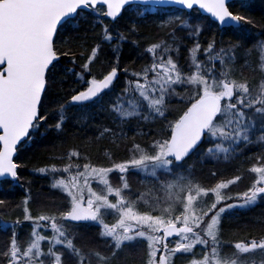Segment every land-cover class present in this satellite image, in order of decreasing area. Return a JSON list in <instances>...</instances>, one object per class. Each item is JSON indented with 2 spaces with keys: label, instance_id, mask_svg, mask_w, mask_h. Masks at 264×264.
I'll list each match as a JSON object with an SVG mask.
<instances>
[{
  "label": "snow or ice",
  "instance_id": "obj_1",
  "mask_svg": "<svg viewBox=\"0 0 264 264\" xmlns=\"http://www.w3.org/2000/svg\"><path fill=\"white\" fill-rule=\"evenodd\" d=\"M155 5H174L181 10L160 25L171 42L152 43L143 49V53L151 54V61L140 71L124 69L126 82L115 102L110 101L109 108L100 109L108 112L117 128L103 126L96 139H111L119 146L118 141L124 139L122 126L141 118L166 121L160 135L147 146L133 142L127 148L131 155L122 162L106 167L85 163L83 171L77 170L67 180L53 175L51 187L64 193L65 207L58 215L33 217L25 199L23 220L32 222L27 246L22 247L18 242L16 228L22 221L17 220L12 225L10 245L0 253L3 257L0 264H92V256L97 257L96 264H114L124 246L138 241L147 243L145 264H175L177 254L185 255L187 264H247L242 254L264 252V238H261L235 243V251L226 254L219 228L222 214L236 207L252 206L264 197V155L248 169L255 174V180L246 191L237 194L239 203L220 207L221 201L233 199L223 196L221 190L240 177L217 183L211 190L215 200L201 207L200 198L208 192L191 178L192 166L185 167L205 139L213 146L201 155L215 160L221 159L222 153L227 161L254 144L264 148V70L258 87L231 78L234 53L241 47L240 43L217 50L213 38L206 47L202 46L198 39L202 28L190 18L192 12H203L221 25L228 21L252 23L248 17L232 13L226 0H0V178L20 179L21 165L14 160L18 145L30 140L32 133L48 120L49 113L41 109L50 84L48 73L59 60L58 39L61 45L83 48L87 41L79 36L80 22L91 21L88 26L93 31L97 25L101 26L97 33L100 39L86 57L87 62L81 63V72L69 70L83 90L73 87L69 99L57 102L58 119L51 127L61 131L72 105L85 108L100 104L112 90L119 71L121 42L131 40L134 46H140L136 21L116 35L112 32V22L129 7L135 16L143 19L145 13L156 12ZM74 22L77 34L65 39L62 30ZM178 30L184 36H177ZM185 37L193 40L186 73L178 60ZM103 43L110 46L116 63L102 78L86 79L84 73L90 72ZM256 47L264 54V39L257 41ZM199 53L203 54V60ZM177 86L186 87L187 100L182 113L168 120L169 97ZM67 155L70 159L80 153L73 150ZM76 167L79 169L78 164ZM71 168L70 162L64 168L52 165L35 171L48 175L69 173ZM132 171L145 174L155 182V201L143 213L136 210L135 201L130 199L127 177ZM113 172L119 173L120 186L110 183L109 174ZM92 180L103 190H93ZM160 192L164 193L163 197ZM110 212L118 213L116 223L105 221L104 216ZM72 222L99 224V236L105 239L111 255L100 254L95 249L85 252L78 247ZM171 238L175 239L170 242Z\"/></svg>",
  "mask_w": 264,
  "mask_h": 264
},
{
  "label": "trees",
  "instance_id": "obj_2",
  "mask_svg": "<svg viewBox=\"0 0 264 264\" xmlns=\"http://www.w3.org/2000/svg\"><path fill=\"white\" fill-rule=\"evenodd\" d=\"M257 2L258 1L255 0L252 1L251 4L256 6L249 8V10L256 9L258 6ZM230 7L231 6H229V8ZM251 14L247 10L244 16L251 18L256 24H259L261 21L263 23L261 26H264V15L260 13V10ZM127 15H130V19L133 18V12L129 11ZM195 15H197L201 22H204L205 28L203 29L202 33L206 31L204 41L205 47L213 38L215 39L217 50H219L221 47L228 48L230 45L236 44L237 42L240 43L241 47L239 49L242 50V54L239 55L236 52L234 53L236 58L234 63V74H238L239 77L232 76L231 73V78L246 80L250 84H253L254 87H258V85L261 83V78L259 79L258 76H261L264 66L259 63L261 59L259 54H257L258 56L256 60L255 58L252 59L251 56L249 58V52H251L255 47V43L259 41L257 40L258 36L250 32L248 28L244 29V31H240L241 28L236 30L237 34L235 37L234 35L231 37L224 34L223 30L215 31L214 29V33L211 30L212 28L208 26L210 22H208L206 17H202L196 13ZM121 18L116 21L115 24L111 25L112 31L114 30L113 32L115 33H118L120 25L123 26V18ZM147 18L148 16L146 15L145 18L141 19V21H145ZM90 22L91 21L86 23L81 21L79 24V36L85 37L87 41L83 48L78 47L75 44H71L70 46L61 44L59 45L65 51L70 53V55H67V57L74 56V58L77 59H84L91 50V47L96 43V41L99 40L97 33L100 32L99 27L101 26L97 25L93 31L88 26ZM73 24L74 29L71 30L68 36L77 34L75 22ZM137 32H139V37L136 38L138 39L140 46H134L131 40H127L128 42L125 44L124 53L121 55V63L126 64V67H130L132 71L136 66L133 57L136 56L138 52L140 59L139 68L141 70L151 61V54L143 53V49L147 48L152 43H159L165 40L171 42V39L168 38L170 36H162L160 33V27H157L156 25H148L144 23L140 29H137ZM68 36H65L64 38L67 39ZM103 50L104 49H100L96 63L93 65L94 69L101 68V72L108 68L109 63L112 62V60H106L103 57ZM186 54H188V52H186L184 49L183 54L179 53L178 56V60L183 69H185L183 66V64H185L184 60H186V63L189 62L187 59L188 55ZM173 55L175 56L176 54L174 53ZM63 60L64 59L62 58L61 61ZM181 61L183 63H181ZM67 78H70V76H68V71H63L58 79L53 81L49 87L50 90L45 94L44 104L41 109L43 112L49 113L48 120L46 122H42L41 126L32 133V138L19 147L21 150L16 158V162L21 165V167L18 169L20 177H22V175L27 170H24L23 167L28 168L29 171H35L36 169L44 166L51 167L52 165H55L59 168H64L71 162V169L75 168L76 170L80 171L83 170V165L85 163H90L95 167L111 166L114 163L124 161L131 155L127 148L130 147L133 142L142 146L149 145L154 138L160 135L161 128L166 124V121L159 118L156 120L147 121L142 118L132 119L129 123L122 126L124 139L118 141L119 146H116L111 141V139L101 138L100 140H97L96 138L99 137L100 129L103 126L116 128V124L113 123L108 112L100 110L101 107H104L105 109L109 108L110 101L115 102V99H113L111 96H108L104 97L100 104H95V106L99 108L98 111L94 110L85 113H73L68 111V120L65 122L63 129L61 131H57L55 128L51 127V125L55 124L58 119L57 102L63 101V99L66 97V93L69 91V88H65V85L67 84ZM249 79L254 80L249 81ZM184 90L185 89L183 87L177 86L176 92L169 97L170 103L166 113L168 120H171L173 116H177L178 114L182 113L187 98L184 101H180L177 100V97ZM175 106L179 107V111L172 114V117H170L171 115L168 114V110L174 108ZM71 115L74 118H71ZM68 126L69 128L70 126L73 127L71 129L72 131L67 129ZM117 130L119 131L121 129L118 128ZM36 134H39L41 138L36 137ZM27 143H29L28 146ZM211 146H213L211 143L206 145L203 140L197 154L193 155L188 160V164L185 165L186 168L188 166H192V171L198 170V173H193V175L198 174L199 176H195V180L193 181L199 184V186H201L206 191H211L217 183H227L228 180H233L238 176L240 179L236 180L234 184H230V187L233 188L235 193L233 194L231 192H226V197L231 196L234 198L238 193H243L246 191L249 188L250 183L255 178V174L248 171V169L254 163H256L261 155H264V148H261V146L258 144L250 145L246 148H243L242 151H239L231 157L236 159L222 161L221 159L215 160L211 157L201 155V153H206L207 149ZM73 150L78 151L80 155L78 157H71L69 159L67 153ZM220 155L223 154L221 153ZM217 163H221L223 166L219 170L217 168ZM77 164L79 165V169L76 167ZM212 173H216V175L213 176ZM35 174L36 173H34V175ZM112 174L115 175L116 172H113ZM200 174H203V177H201ZM127 179L131 186L143 188L145 183L141 173L135 171L130 172ZM24 182L27 183L28 187L27 207L31 216L36 217L40 214H51L54 212L57 213L64 208L62 194H44L46 191H42L40 188L34 186L32 181L26 180ZM0 188L2 190L0 191V201H4V203L0 204V220H2V222H7V220L13 218L14 216H24V204L22 205L21 201L15 204L11 203L12 195L14 198H16L19 195L16 193H20L16 191L20 190H13L12 188L7 189L8 187L6 186V182L0 184ZM231 200L232 199H229L226 203ZM235 211L236 215L244 213L248 217L244 220L236 221L235 224L233 218L223 223V236L221 237V240L224 243V252L226 254H231V252L235 251V243L249 242L253 239L256 240L254 233L256 231L259 232L264 228V202L259 203L252 210L240 211L235 209ZM248 232L250 233L243 239L234 240L228 236V234L231 233L236 236L247 234ZM74 233L77 234L76 237L80 238L82 237V233L86 232L82 231V226H77L75 227ZM7 234V229L0 225V247H5L4 241L7 238ZM90 235L93 237V240L87 243L82 240L79 241L78 244L80 247H82L85 252H88L90 249H95L100 254L110 256L111 253L108 251L105 239L99 236V234L94 230L90 232ZM197 249L199 250V247H197ZM91 260L92 264H96L97 257L92 256ZM145 260L146 251L144 249L143 243L134 242L124 246L119 251L114 264H145Z\"/></svg>",
  "mask_w": 264,
  "mask_h": 264
},
{
  "label": "rangeland",
  "instance_id": "obj_3",
  "mask_svg": "<svg viewBox=\"0 0 264 264\" xmlns=\"http://www.w3.org/2000/svg\"><path fill=\"white\" fill-rule=\"evenodd\" d=\"M130 9V8H129ZM156 9V12L155 13H145V16L147 15L148 18L145 20V21H141V19H139L137 16H134V18L131 19L130 22L132 21H136L138 23V28L137 29H140L142 24H148V25H156L157 27H160V33L162 36H165V35H168L167 32L160 26L164 21H166V19L174 16L175 14H177L178 12L175 11H167L165 9H158V8H155ZM133 12V11H131ZM264 15V13L262 14ZM130 17V15H126L124 18H123V27L124 29L128 27L129 23H127V18ZM247 17V16H245ZM191 20L194 22V23H199L201 28H202V31L204 29V22H201L200 19L197 17V15H191L190 16ZM249 18V17H248ZM252 23H248V24H245L243 22H241V27L240 28H243V29H246L248 28L250 30V32L254 33L256 36H258V39L257 40H261V37H263L264 35V26H261V24H263L261 21L259 24H256L251 18H249ZM116 23V22H115ZM114 23V24H115ZM120 23V24H122ZM253 23L255 26H253ZM210 26L212 29V31L215 33L216 31V28L214 27V25H208ZM207 27V26H206ZM215 29V31H214ZM252 29V30H251ZM254 30V31H253ZM169 32L171 31L170 29L168 30ZM206 32V31H205ZM205 32L201 33L198 37L199 39V42L202 46H204V41H205ZM237 34V31L235 30V32L233 33L234 37L236 36ZM169 36V35H168ZM177 36H184V33L182 31H177ZM171 39V37H168ZM185 39L187 40V42L185 43ZM183 43H181L180 45V53H183V50L185 49L186 52H188V50L192 47V44H193V40L191 38H188V37H185ZM249 42H250V39H249ZM257 43V42H256ZM256 43H255V49L253 48L249 55V58L251 56V58H257V54H259V56L261 57L259 63L262 64L264 66V54L260 53V51L258 50V48L256 47ZM252 46V45H251ZM242 50H238L236 51L237 54L241 55L242 53ZM236 54V55H237ZM138 55H139V52H138ZM186 55H189V52L188 54ZM199 57L200 59H204L203 57V54L202 53H199ZM134 61L137 60V56H134L133 57ZM109 63V62H108ZM116 62H110L109 63V67H111L112 64H114ZM180 63V62H179ZM190 63V61L186 64H184V67L185 69L188 71V64ZM108 67V68H109ZM217 67H218V64H217ZM234 67L235 65L232 67V76H236V77H239L238 74H234ZM119 68L121 70H124V66L120 65L119 64ZM106 70V69H105ZM109 70L107 69V72ZM129 71H132L131 69ZM79 72H81V68L79 69ZM186 73V72H185ZM101 75V74H100ZM99 75V77H100ZM123 75H124V79H125V72L123 71ZM102 76V75H101ZM259 79L261 78V76H258ZM254 79H249V81H253ZM254 83V82H253ZM180 87V86H178ZM186 89V88H184ZM109 95V94H108ZM181 97H183V99H181ZM187 98V91L184 90L178 97H177V100H180V101H184L185 99ZM172 109V110H171ZM168 110V114H170L172 117V114L176 113L179 111V107H174V108H171ZM171 110V111H170ZM73 127L68 126V130H71ZM72 131V130H71ZM36 137L38 138H41V136L39 134H36L35 135ZM205 144L206 145H209L211 142L207 139L204 140ZM29 145V143H27V146ZM221 156V160L224 161L223 159V155H220ZM229 159H236V158H229ZM46 167V166H44ZM223 166L221 165V163H217V168L218 170L220 168H222ZM24 170H26V172L22 175V177H20L19 180H16L15 182H8L6 183V186L8 188H12L13 190H16L17 188H20L22 186V182L23 181H26V180H30L33 182V185L36 186L37 188H40L42 191H46L44 194H62V200H63V205L65 207V204H64V201L66 199L64 193L60 190V189H54L53 187H51V184L53 182V175L57 176V178H64V179H69V177L73 174L76 173V169L73 168V169H70V172L69 173H59V174H48V175H42V174H39L37 171H29L28 168H25L23 167ZM80 171H83V170H80ZM34 173H36L34 175ZM193 173H198V170L197 171H192V174H191V178L193 180L195 176H199L198 174L196 175H193ZM142 175V178L143 180L145 181L144 183V186L143 188L141 187H138V186H131L130 185V192H131V196H130V199L134 200L135 201V204H136V210L139 211V212H145V211H148L150 210L152 204L154 203L155 201V196L157 195V193L155 192L154 188H153V185H154V181L152 180L151 177H148L146 176L145 174H141ZM201 177H203V174H200ZM163 178V177H162ZM255 180V178H254ZM254 180L250 183V186L251 184L254 182ZM109 181L110 183L116 187V186H120L119 184V173H116L115 175H113L112 173L109 174ZM198 181V180H197ZM80 182L81 184L83 183V177L80 178ZM5 183V182H3ZM37 183V185H36ZM42 184L44 185V187L42 186ZM90 186L93 188V190L95 191H102V186L99 185L95 180H92L90 182ZM158 186V185H157ZM249 186V187H250ZM149 189H153L151 192L149 191ZM205 190V189H204ZM0 191L1 188H0ZM127 191V190H126ZM206 191V190H205ZM208 192V195L207 196H202L200 198V206L201 207H206L208 204H210L211 202H213L215 200V196L214 194L212 193V191H207ZM224 192H231V193H235L233 188L230 187V185L228 186V188H225V189H222L221 190V193ZM223 194V193H222ZM84 195H85V198H87V188L84 189ZM159 195L161 197H163L164 193L163 192H160ZM186 195V194H185ZM223 196L226 197L225 194H223ZM137 197H139V199H137ZM110 199H112L113 201L115 200V197H110ZM227 198L222 202L226 201ZM237 202V201H236ZM264 202V197H261L258 199V201L252 205V206H249V207H244V208H241V207H236L235 209H238L240 211H247V210H252L256 205H258L259 203H263ZM11 203H16L14 200H11ZM18 203V202H17ZM23 203V202H22ZM59 212H54V213H51V215H58ZM248 216L244 213H240L238 215H236V211H230V212H226L222 215V218H221V223H220V235L221 237L223 236V223H225L226 221L230 220L231 218H233V221H234V224L236 221L238 220H244L245 218H247ZM104 219L107 223L109 224H113V223H116L117 220H118V213H108L104 216ZM0 225L3 226L5 229H7V223L5 222H2V220H0ZM38 230V229H37ZM95 231L99 234L100 232V226L99 224L97 223H87L86 225H82V231L86 232V233H89L91 231ZM252 231V230H250ZM75 232V231H73ZM250 232H248L247 234H242V235H234L233 233L231 234H228V236L230 238H233L234 240L235 239H243L245 237H247V235L249 234ZM241 234V233H240ZM253 234V233H252ZM259 234H262V235H259ZM255 235V238L256 240H259L261 238H264V228L261 229L259 232L256 231L254 233ZM103 238V237H102ZM82 240V237L78 238L76 237V243H77V246L80 247V245L78 244L79 241ZM8 242V241H7ZM138 242H142L143 245H144V249L145 251H147V243L146 241H138ZM4 250L3 252L6 250L7 248V244H6V240L4 241ZM199 247V246H198ZM197 251H199L197 249ZM2 252V253H3ZM230 255V254H228ZM243 255V258L244 260L247 262V264H264V252L260 251V250H254L253 252H250L248 254H242ZM0 259H3L2 256H0ZM176 263H183V264H187V258L185 255L183 254H177V257L175 258V264Z\"/></svg>",
  "mask_w": 264,
  "mask_h": 264
},
{
  "label": "flooded vegetation",
  "instance_id": "obj_4",
  "mask_svg": "<svg viewBox=\"0 0 264 264\" xmlns=\"http://www.w3.org/2000/svg\"><path fill=\"white\" fill-rule=\"evenodd\" d=\"M252 1L254 0H248L246 2H240V1H234V2H231V4L229 6H231L230 8V11L234 14H239V15H242L244 16L245 12L248 10V12H250L249 8L251 7H255L256 5L254 4H251ZM255 1H258V6H263L264 7V0H255ZM244 11V14H241L240 11ZM252 11H258V9L256 10H252ZM126 13H129V10L125 11ZM124 12V13H125ZM264 11H262L261 14H263ZM126 16V15H125ZM125 16H123L122 18H124ZM121 18V19H122ZM134 18V16H133ZM131 19L130 17L127 18V22L130 23ZM74 24H70L67 26L66 29L62 30L61 32V35L63 37L65 36H68V34L71 32L72 29H74ZM100 28V31H101V27ZM126 29V28H125ZM219 30V28H217ZM226 30H229L230 32L234 33L235 32V29L233 27H226L224 29H222L223 31ZM121 30H124V27L122 25H120L119 29H118V33L121 31ZM114 31V30H113ZM240 31H244L243 28L240 29ZM117 33V34H118ZM136 37H139V32H136ZM264 37V36H263ZM100 39V37H99ZM127 40L121 42V46H120V53H119V64L124 66V69L127 68L128 70H130V67H126V64H123L121 63V55L124 53V49H125V44H127ZM60 45V42H59V39H58V42H57V50H58V54H59V60L54 62L55 63V67L51 69V71L48 73V76H49V81H50V84H49V87L51 86V84L53 83V81H56L58 79V77L61 75V73H63V71H68V76H70V78H67V84L65 85V88L68 89V93H66V97L63 99H69L72 92L70 91L71 88L73 87H76L78 90H83L82 87L77 84L74 79L72 78L71 74H70V71L69 70H72L74 69L76 72L79 73V69L81 68L80 65L81 63H86L87 62V59L86 57L90 56L91 55V50L88 52L87 56L84 58V59H77V58H74V56H69L67 57V55H64L63 53L64 52H68V51H65ZM96 43L91 47V49L93 47H95ZM101 49H103L101 47ZM100 52V50H99ZM98 52V54H99ZM137 56V60L135 61L136 63V66L135 68L133 69V71H140V68H139V64H140V59H139V56H138V53L136 54ZM103 57L107 60H112V62H116V59H115V54L111 51V50H106L104 49L103 50ZM64 59L63 61H61V59ZM73 59H75V64H73ZM97 59V58H96ZM96 59L93 60V62L91 63L90 65V72H86L84 73V76L86 79H91L93 76H95L96 78H102L103 75L107 74V69L110 71L111 70V67L109 68H106V70H103V72H101V68L99 69H94L93 65L96 63ZM134 60V59H133ZM123 71L124 70H121L119 68V71H118V76L117 78L115 79L114 81V85H113V88L110 92H108L107 95H105L104 97H108V96H111L113 99H115L116 95L120 93L122 87L124 86L125 82H126V76H125V79H124V75H123ZM132 71V72H133ZM131 72V71H129ZM102 76H101V75ZM100 75V77H99ZM50 90V88H48V91ZM95 106V104H89L87 107L85 108H81L77 105H72L68 111H73L74 113H79L81 111H86L88 112L87 110L90 109V108H93ZM3 182H10L8 180H4L2 181L0 184H3ZM4 189V188H3ZM7 189H10V188H7ZM16 190H20V191H16V192H20V193H16V194H22V197L21 198V204L23 205L24 203H22L25 199L28 200V197H27V194H28V187H27V183H25L24 181L22 182V186L20 188H17ZM223 194H225L224 192H222ZM221 193V194H222ZM222 194V195H223ZM12 200H14L16 203L19 202V200H17V198H14V196L12 195ZM229 203H235V202H229ZM228 204V203H227ZM25 207V205H23ZM220 206H224L222 204L218 205V207ZM226 213V212H225ZM223 215V214H222ZM17 220H21L22 223L16 228V233H17V239H18V242L21 244L22 247H26V242L29 240L30 238V233H31V229H32V222L31 221H24L23 220V216L21 217H18V216H14L13 218H10L9 220H7V238H6V244L7 246L10 245L11 243V237H12V225L17 221ZM50 224V221L48 222ZM83 225H86V224H83ZM77 226H82V225H75L74 224V228L72 229V232L75 231V227ZM38 231H43V229H38ZM8 241V242H7Z\"/></svg>",
  "mask_w": 264,
  "mask_h": 264
},
{
  "label": "bare ground",
  "instance_id": "obj_5",
  "mask_svg": "<svg viewBox=\"0 0 264 264\" xmlns=\"http://www.w3.org/2000/svg\"><path fill=\"white\" fill-rule=\"evenodd\" d=\"M256 9H258V10H260V13H262V11H264V7L263 6H257L256 7ZM256 9H253V10H256ZM240 13L241 14H244V11L242 10V11H240ZM251 13H254V11H252V9L250 10V14ZM252 15V14H251ZM218 29L216 28V31H217ZM113 32V31H112ZM113 34L114 35H116L117 33H115V32H113ZM224 34H226V35H228V36H233V33L232 32H230L229 30H226L225 29V31H224ZM102 48L103 49H106V50H111V48H110V46L107 44V43H103V45H102ZM183 54V53H182ZM184 63L186 64V60H184ZM186 88V87H185ZM186 90V89H185ZM94 110H99V108L97 107V106H94L93 108H90V109H88L87 111H94ZM71 112V111H70ZM73 112V111H72ZM86 111H81V112H79V113H85ZM74 113V112H73ZM72 116V115H71ZM70 116V117H71ZM71 118H74L73 116L71 117ZM115 127L117 128V125H115ZM64 157V156H63ZM36 185H37V183H36ZM42 186L44 187V185L42 184ZM20 197H22V194H19L16 198H17V200H19V201H21V198ZM82 241H85L86 243L87 242H91L92 240H93V237L89 234V233H82ZM3 250H4V247H0V253H2L3 252Z\"/></svg>",
  "mask_w": 264,
  "mask_h": 264
},
{
  "label": "water",
  "instance_id": "obj_6",
  "mask_svg": "<svg viewBox=\"0 0 264 264\" xmlns=\"http://www.w3.org/2000/svg\"><path fill=\"white\" fill-rule=\"evenodd\" d=\"M230 1H232V0H226V4L228 3V2H230ZM154 7H176V6H174V5H155ZM177 8V7H176ZM203 15H206V16H208L207 14H205V13H203V12H201ZM211 20H213V21H215L213 18H211L210 16H208ZM215 22H217V21H215ZM218 23V25H219V27H223V26H230V25H232V26H236L237 24H235V23H233V22H231V21H228V22H226L225 24H220L219 22H217ZM15 156V155H14ZM3 179H5V178H0V180H3ZM75 223H77V222H75ZM171 239H174V238H171ZM170 239V240H171Z\"/></svg>",
  "mask_w": 264,
  "mask_h": 264
}]
</instances>
